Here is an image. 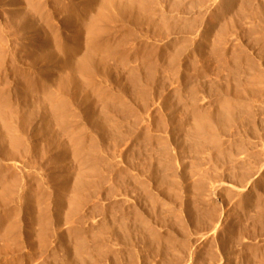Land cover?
<instances>
[{
	"label": "bare ground",
	"instance_id": "obj_1",
	"mask_svg": "<svg viewBox=\"0 0 264 264\" xmlns=\"http://www.w3.org/2000/svg\"><path fill=\"white\" fill-rule=\"evenodd\" d=\"M57 1L54 2L56 3L55 10H57V13L64 12L65 14V25L63 24V27H61L60 24L58 25V21L55 20L51 11L45 13L42 12L44 14L40 17V19H44L43 22L45 29L43 27H38L35 23L36 21L33 18H28L29 16L26 18V16L19 14L20 17L17 18L19 19L17 22L20 21L24 26V29L22 30L25 32L21 30L22 34L23 32L24 34L26 33L25 37L27 39L32 38L34 42L40 44L39 49H37L38 47L35 48L37 49V52L35 50V57L41 62L40 64L45 70H50L53 67L56 75L50 76L51 78L42 74H38V76H16L17 80H19V94L22 102L27 103V106L25 107L27 109L26 112H24L25 108L20 110L18 107V109L13 107L11 99L6 92V86L2 87L0 85V152H3L2 154L0 153V206L3 208H9V206L15 202H24L26 204L28 208L26 239L32 251L31 257L27 260L15 258L21 255V248H23L25 241L21 239V229L19 222H17L16 219V215L19 213V210L14 209L13 211H8L6 214L4 213L0 217V229L3 230L5 239L8 240V243L6 242L8 245H5L6 247L4 246V248L0 249V255L6 253V256L14 257L15 264H31L39 254L44 257L40 264H88V258L99 260L103 259L105 256L107 257L109 252L106 253V247L108 246L105 245L106 242L104 243L103 240L105 233L107 230L111 229V231H113L112 233L114 235L116 234L117 237L119 236V232L115 230V227L112 230L113 226L110 229V226H108L99 228L96 232H92L93 234L91 237L99 244L95 250L96 252H94L95 254L93 252L91 253L89 251L88 241L83 230V225L86 222L87 217H85L82 213L92 199L100 198L98 203L93 206V209L89 214L96 218L97 216H102L104 217L103 219H105L108 218V216H111L114 212L112 217L115 219L114 215L116 217V210L113 208L116 207H112L110 204L113 198L118 199L117 197L120 194L117 195L118 193L116 192L119 191L118 186L121 185L122 187V184L124 187H127V191L125 190L126 196L124 197L125 194L120 195L125 198V202H120L115 199V203L117 201V209L119 208L120 210L122 208L121 212L123 213L121 216L123 215L124 218L129 216V214H125V209H123L126 203L128 205V203L130 204L132 201V198H129V194L133 195L135 192H138L139 194L135 197V201H137V203H135L138 204L142 200H146L149 201V204L153 209L158 207V203L161 204L162 202L158 199V195H156L159 194L157 191H166V194L170 193V195H173L174 193V197L178 198L179 189L182 187L181 184L184 181L182 182V179H180L182 183L179 184L180 181H177L178 177L174 179V176H177L178 173H175L176 175L174 174L172 165V170H169L170 172L163 173L161 164L163 161L161 159L163 155L166 157L171 156V150L169 151V147H171L172 144L170 143L169 137L165 138L163 136L167 129L166 125H168L169 121L172 125H174L175 130L181 128L185 131L184 136L187 146L186 144L184 145L187 149H189L188 151L185 149L187 152L190 151L191 153H200L207 148L210 149V147L214 150H212V154L210 155L213 159L211 160L215 162L214 169L216 171H213L212 169L211 171L208 170L198 173L196 170H192L193 168H191V173L187 171L190 175H198L197 177L199 178H196L197 180L195 179L196 181H193L194 183L191 187L193 190H196V192H201L200 196H203V198L201 197L203 201L206 200L207 203H213V201L221 195V191L226 186L236 187L237 185H240L241 188L238 186L239 190L235 192L237 195V193L241 194L243 185L244 187H248L249 185L255 187L262 181V179H264V174L260 175L261 168L264 166V137L260 139V146L257 144L254 147L252 146L253 148L251 147V149H249L250 146L248 145V148L244 146L237 149L239 153L245 154L244 160L248 158L250 161L248 162L247 160L249 164L245 162L246 160L244 161L245 163H239L240 165L237 163L239 166H235L236 164L231 165L233 156L221 147L213 146L211 142V138L216 137L221 130H231L232 123H238L235 122V120L237 118V112L240 108H242L245 115H250L245 112L248 109L249 101L246 102V107L243 106V108L240 104L232 105L228 102V100H224L227 97L224 98L223 96L231 95L233 97L235 95L238 97V100H246L244 96L247 93L252 95L264 93V77L261 76L262 73H260V76H257V82H253L254 85H256L255 90H249L251 85L248 87L237 78V75L241 72L240 70L243 69V65H240L242 58L240 59V57H238V53L244 56L243 58L248 61L250 68L254 65L251 60L252 58L250 59L248 56L244 55V49H240V51L233 50L236 54L230 58V60H232V63L230 64L229 55L225 53L220 54L217 46L222 43L225 44V41L227 40L226 34H230L229 32H231L233 28H237V25L239 27L243 23L242 21L244 19H251L250 21H255V18L257 20L261 17V13L263 11L261 12V10H259L252 13L248 12L251 14L248 16L246 15V11L238 8V0H194V2L192 1L193 3L189 5L187 4L188 7H183L184 9H187L186 12H184L192 14L195 9H200L201 17L185 19V17H178L173 13L171 14L169 12L158 11L157 6L159 5L157 4H160L158 3V0H83L82 6L75 8L73 5L74 9L68 4L60 6V3ZM43 2L44 1H42V3ZM46 4L47 3H45V5ZM28 5L32 12L36 14L37 12L42 11L41 8H43V4L41 5L39 0H37V2L36 0H28ZM160 5L163 6V4ZM173 5L175 8L180 9L182 6V0H175ZM214 6H217L218 9L212 19L214 22H208V24L207 22L204 23L205 16H202V13H205L204 11L206 10V12H210L211 8ZM171 7L172 6H170V8ZM232 9H235V11L237 9V13L235 12L234 14L235 16L233 15L234 12ZM22 11L25 12V10ZM176 11H178V9ZM231 11L233 12L230 16L231 18H226L224 22L222 19H225L226 15L229 16V12ZM167 13H169L170 16H168ZM55 14L56 11L54 15ZM221 21H223L222 25H219ZM253 21L251 24H255ZM238 22H241V24ZM200 24H202V28H200ZM215 24H218V28L216 27L218 32L215 33V39H213L214 44H211L212 42L209 43L210 46L212 45V47L209 48L207 47V45H209L207 43L210 41V35L213 36L210 32L213 31L216 26ZM117 27L120 28L119 31L121 33L126 32L124 33V36L127 35L128 38L114 39L116 36H113L112 32ZM138 27L143 28L142 30H145L144 28H146V30L150 31V33L153 32V38L151 36L149 37V35L143 36V42L145 44L142 45V52H139V54H142L143 57L144 62L142 61V63L146 71V73L144 72L145 76H142L139 69H131L125 81H123L125 83L120 84V93L113 92L111 91L112 89L108 88V84H104V81L108 83L111 80L110 76H106L107 63L110 59L116 58L124 46H127L126 44L129 43L130 40L135 39L134 37L131 39V32L135 31V28L137 30ZM252 27H254V25ZM65 30L70 33L69 37L64 36L63 31ZM45 31L48 33V39H46V36L44 37L46 34ZM255 31V28L249 30V32H247L248 36H251ZM233 36H235L234 38L239 41L242 38L241 35H239L240 37L237 36V33ZM233 36L231 37L233 38ZM198 38L201 41L200 43L204 45L202 47V54L200 53L202 59L207 54H211L216 57L222 65H229V76H227V79H231V81L233 80L235 82L234 87L230 86L231 83H229L226 87H218V85L213 84L210 88H208H215L217 93L220 92L223 95V99H219V106L217 105L219 107L218 110L216 109L218 111L217 114H213L209 109H206L204 104L207 99L205 96L202 99L198 98V94L200 95L205 93L206 89L203 93H200V91H202L199 87L200 85L196 86L193 83L192 84L194 86L192 84L190 85L182 82L183 84H181V86L183 88L179 91L175 89H179L178 87L180 86L177 85L178 87H173L175 88L172 89V91L174 90L173 94H177V96L174 94L177 97V101H175L176 104L173 102L175 99V97H172L174 96L173 94L166 95V93L162 94L159 92L160 94L158 96L152 97V85H154L157 81L158 63H160V60L166 57V59H168L167 69L174 72V68H177L180 58L182 57L181 55H183L182 53L189 45L195 43ZM153 39L158 41L157 43L165 42V47L160 48L161 44H159L158 48L157 46H154L156 43L154 45L149 44V41L151 40L152 42ZM28 43L30 45V42ZM236 43L239 42L237 41ZM255 43H258V41L255 40ZM49 48H54V51L52 52ZM205 49L210 51L207 53ZM80 50L83 51V54H79V56L73 60L70 55H74ZM166 51L171 52L169 54ZM261 53L264 54V49L261 50ZM67 55H69L70 58L67 59ZM37 59H35V61ZM195 64L196 62L193 61V59H190V66H195ZM245 67H248V64ZM256 71L257 68H255L254 65L249 73H255ZM176 72L174 73L176 74ZM98 75H101V78ZM188 75L189 73L183 77H190ZM176 77L177 76H172L171 78H174L175 80ZM180 77L178 82L180 81ZM97 79H99L98 81L103 82H97ZM189 81L190 80H187L188 83ZM169 82H171V80H169ZM250 82L252 83L251 80ZM169 84L170 83L166 84L164 87ZM104 85L107 86V88ZM160 88L163 89V86ZM162 91H164V89ZM182 91L184 93H188V96L191 95V98H189L190 101H185L186 99H184V97L186 95L182 97ZM31 95H34L37 99H32ZM90 96L93 98V103H89L88 101ZM30 98L34 100V103L31 100V102H29ZM158 99H161L159 106L160 109H155L154 111L152 110L154 113L152 118L154 120L151 122L154 125H151L149 122V125L153 126L159 133L156 138V135H154L155 133L152 129H150L151 127H148L149 125L147 126L148 122L145 117H151L149 114L147 115L146 112L152 105L154 107L159 104V101H157ZM250 99L252 100V98ZM132 101H136L137 106ZM97 103L101 105L98 109L95 106ZM165 110L168 113H173L171 115V120L169 119L168 122L165 116L166 113H163ZM179 110H182V115L184 114L186 116L187 113L186 118H189L188 120H185L184 125L183 120H181L182 115L181 119L178 118L181 113H179L177 117L174 115L175 112ZM78 116L80 120H86V125L83 126L79 124L80 121L78 122ZM35 120H38V124H36L30 134H27L26 128L29 127L31 123L33 124ZM145 122H147L145 124L147 128L144 127V125L142 128L141 125ZM87 124L90 125L93 131H90ZM187 124L188 127L186 128L185 126ZM228 130L227 132L229 133L230 131ZM221 136L223 135L221 134ZM259 137L260 136H258V138ZM172 139H174V137ZM124 141H129V143H133V145L134 143L138 145L137 143L139 142V146L142 145L143 148L144 146L147 147L148 145H151V149H153L151 152H153L155 156L158 154L156 159L151 156L152 153H150L149 150L148 153L151 155L149 157L147 156V158L149 159L152 157L153 159L151 158L149 161L146 159L148 163L145 165H149V167L146 168L144 166L146 168L145 170L150 172L152 183L146 184V178L143 179L146 171L144 169L141 170L137 165L133 168L134 165L132 166L129 164L127 170H117L116 165L113 164V162L115 163V159L112 161L113 157H111L112 159L109 158L110 154L108 155L106 151L104 152V150L107 149L106 147L105 149L104 146L107 144L106 142H108L111 151L110 149L108 150L112 153L110 156H116V152L113 153L114 150L117 151V147H119L120 144L122 145ZM135 147L136 146L134 145L132 148ZM138 149L137 151L140 152ZM145 149L146 148H144V150ZM131 150L132 149H130V152H132ZM144 150L142 149L143 152ZM142 151L139 155L142 154V156H145ZM135 152L133 151V154ZM105 153L108 155H106V158H104ZM28 156H31L35 160L38 159L37 162H39L40 159L42 163L39 164V162L38 167L35 160L33 164H27L28 162L23 161V159ZM123 157H120L119 159H123ZM134 157L136 158V156ZM238 158L240 160V156ZM69 159L73 161L74 169L67 164ZM128 159L129 158H127V161H129ZM146 160L144 159V161ZM234 160L233 162L235 163L237 159L235 161ZM220 161L223 162V167L227 168L223 169L225 171H229V173L226 174L228 177L220 176L214 173L218 172L217 169L220 165ZM261 163H263L262 167L260 166ZM139 164H143V162ZM105 167L109 169L112 175L114 174L116 176V183L111 186L110 189L108 187V191L105 190V184L108 183L107 180L110 176L107 177L108 174H106L103 170ZM39 172L43 175L42 177L37 178L39 175L37 177L32 176H36ZM44 173L47 174L44 175ZM183 173L181 178L187 177L188 173L185 171L186 174L184 177ZM27 175L29 176L28 178ZM180 175L181 174H179V176ZM190 175L188 176L190 177ZM44 176L47 177L45 178ZM45 184H49L50 186L46 185L48 187H45ZM51 186L55 189V198L53 196L54 193H49V188H52ZM120 196L119 198L123 199ZM105 203L107 205H105ZM53 205H55V208ZM216 210L214 209L211 211L210 209L211 212H209V215L212 218L219 216L217 215ZM117 213H120V211ZM194 214L191 215V217L194 218ZM218 218V221L216 220L218 224L223 222L222 216H219ZM136 220L138 222V226L135 228L138 233L142 234L144 237H146L145 234L149 232L152 233L153 230L149 228L148 224L145 222L146 219L144 221V216L141 212H137ZM119 221L122 222L120 219ZM64 224L69 225L67 232H64L61 229ZM54 225H56V227L54 228L53 233L52 227ZM36 227H38L39 230ZM124 229L125 237L128 239L132 235V230L125 224ZM53 234L57 237V241L59 240L60 245L59 247L51 249V246H53L51 245ZM69 238H73L75 240V247L73 250L67 249ZM60 248H63L67 252V255L70 253L69 256H72L74 263H71L72 260H70V262L64 259L60 261V259H62L58 256L61 252ZM91 254H93V256H91Z\"/></svg>",
	"mask_w": 264,
	"mask_h": 264
},
{
	"label": "rangeland",
	"instance_id": "obj_2",
	"mask_svg": "<svg viewBox=\"0 0 264 264\" xmlns=\"http://www.w3.org/2000/svg\"><path fill=\"white\" fill-rule=\"evenodd\" d=\"M42 1H44V2L42 3ZM56 1L57 0H39L41 5L43 4L44 6L42 5V7H43V8H41L42 11H39L40 13L37 12V14H36V13L32 12L31 8L29 7L28 0H19V1L18 0H0V85L2 87L6 86V92L8 93V95L11 99V104L16 109L19 108L20 110H23V108H25L27 106L26 102L25 103L22 102L21 96L19 94L20 85L18 84L19 80H17L16 76H27V75L28 76H38V74H42V75L50 77V76L56 75L55 71L53 70V67L50 70H45L43 68V66L40 64L41 62L38 61V59L35 57V55H34L35 50L37 52V49H39L40 44L34 42V40H32V38L27 39L25 37L26 33L24 34L25 31L22 30V29H24L23 28L24 26L22 25L23 23H21L20 21L17 22V20H19L17 18L20 17L21 14L23 16H26V18H27V16H29L28 18H30V19L33 18L36 21L35 23L38 25V27L44 28V22H43L44 19H42V18L40 19V17H42V15L45 12L51 11L53 13V16L55 17V20L58 21L57 22L58 25L60 24V26L63 27L65 25L64 24L65 23V14H64V12L57 13V10H55L56 3H54ZM82 1L83 0H58L57 2L60 3L59 4L60 6H62V5L64 6V5L68 4V5H71L74 9V6H75V8H78L79 6L81 7L83 4ZM173 1L175 2V0H158V3L163 4V6L160 4H157V5H159V6H157V10L160 12L164 11V12H169L171 14L173 13L174 15L176 14L178 17H182V18L185 17V19L186 18L194 19L197 17H201L200 9H195V11L192 14L185 13L187 10V9H184V8H186L185 6L188 7V5L193 3L194 0H182V6L181 7L182 8L184 7L183 9L181 7H180V9L175 8L173 5L174 4ZM36 2H37V0H36ZM80 2H81V4H80ZM237 2L239 4L238 8L239 9L241 8L244 11H246L247 12L246 15H248V16L251 15V14H249L250 12L252 13L255 11H259V10H261V12L262 11L263 12L261 13V17H259L257 20H256V18L254 19L255 21L252 20L253 23L255 22V24H251L252 23V21H250L251 19H244L245 22L243 20L242 24H241V22H238L241 25L239 24L240 25L239 27L237 25V28L235 27L236 29L233 28L232 31L230 30L231 31V32H229L230 34H228V33L226 34L227 40L225 39L226 40L225 44L222 43V44L217 45L218 46V52L220 54L225 53V54L229 55L228 57L230 60V58L234 54H236V52H233V50H237V51L239 50L240 51V49H242V50L244 49L243 50L244 55L248 56L250 59L252 58L251 60L254 63L255 68H257V71L255 73L254 72L249 73L254 65H252L250 68L248 61L243 58L244 57L243 55L238 53L239 54L238 57H240V59L241 58L243 59V60L241 59L242 62L240 64V65H243V69L240 70L241 72L239 75H237V78L240 79L248 87L251 85L249 87V90H255L256 85H254L253 82H257V80H258L257 76H260V73H262L261 76L264 77V54L261 53V50L264 49V46H263L264 45V19H263L264 18V0H238ZM45 3H47V4L45 5ZM76 5H77V7H76ZM170 6H172V7L170 8ZM19 9H21V10H19ZM177 9H178V11H176ZM22 10H25V12ZM165 10H167V11H165ZM252 10H254V11H252ZM20 11H21V13H20ZM55 11H56V14L54 15ZM206 11H204L205 13H202V16L203 15L205 16L204 17V23L207 22V24H208V22H214L212 19L218 11L217 6L212 7L210 12H206ZM232 11L229 12V16L226 15L225 19H222V20H224V22H225L226 18L227 19L231 18L230 16L232 13H233V15L235 14V12L237 13V9H236V11H235V9H232ZM30 12H31V14H30ZM42 12H44V13H42ZM169 13H167L168 16H170ZM187 15H189V16H187ZM35 17H37V18H35ZM246 18H251V17H246ZM185 19H183V20H185ZM205 19H206V21H205ZM259 19H261V20H259ZM63 20H64V22H63ZM222 22L223 21H221V23L219 25H222ZM19 23H20V25H19ZM253 25H254V27H252ZM200 26L199 27L202 28V24H200ZM216 27L218 28V24L214 27L213 31L210 32V33H212L213 36L210 35L211 38L207 44H209L211 42H212L211 44H214L213 39H215V35H216L215 33L218 32V30H216L217 29ZM203 28H204V26H203ZM252 28L253 29L255 28L256 31L254 33H252L251 36L250 35L248 36L247 32H249V30H251ZM142 29L143 28L138 27L136 30V28H135V31H132L133 33L131 32L132 38L130 37L131 39H133V37L135 39L130 40L129 43L126 44L127 46H124L125 49L123 48L122 51L120 52V54H118L116 56V58L110 59V61H108V63H107V68H106L107 75L106 76H110L111 80L108 83L106 81H104V84L105 83H106V85L108 84L107 85V86H109L108 88L112 89L111 91H113V92L120 93V90H121L120 84L125 83L123 81H125L126 77L128 76L129 72L131 71V69H139L142 73V76H145L144 72L146 73V71H145V67L142 63L143 57H142V54L141 55L139 54V52H142V49H143L142 45L145 44L143 42V36L149 35V37L151 36L153 38V36H152L153 32L150 33V31H147L146 28H144L146 31L142 30ZM21 30L24 31L23 34H22ZM119 30H120L119 27H117L113 30L112 34H113V36H116L114 39L128 38L127 35L124 36V33H126V32L121 33ZM146 32L149 34H147ZM45 33L46 34L44 35V37L46 36V39H48V37H49L48 33L46 31H45ZM134 33H135V35H134ZM236 33H237V36L241 35L242 40L239 38L241 42L234 38L236 35L235 36H233V35ZM63 34L65 37H69V35H70V33L67 30L63 31ZM231 36H233V38ZM24 38H26V39H24ZM152 38H151V40H152ZM26 40H28V41H26ZM151 40L149 41V44L154 45L156 43L154 46L158 47V45L161 44L160 48L165 47V44H166L165 42L157 43L158 41H156L155 39H153V41H155V42H153V41L151 42ZM255 40H257L259 44L255 43ZM197 41L195 43H193L192 45H189L188 48L182 53L183 54V55H181L182 57L180 56L181 58H180V61L177 65V68H174L175 69L174 72L177 71L176 74L172 70L170 71L167 69L168 68V65H167L168 59H166V57L163 58L162 60H160V63H158L157 81L155 82L154 85H152V87H153L152 97L158 96L160 93H162V94L166 93V95L167 94H173L174 90L172 91V89H175L178 86H180V87H178L179 89L176 88L175 90H178V91L182 90V88H183L181 86V84H183L182 82L190 84V85L193 83L196 86L200 85L199 87L202 90V91H200L199 90L200 88L198 89L200 91V93H203L204 90L206 89L205 91L208 93L205 92V93L200 94V95L198 94V98L202 99L205 96V98L207 99L206 103L204 104L206 106V109L207 110L209 109L213 114H217L218 113L217 110L219 108L218 107L219 101L221 99H223L222 98L223 95L220 92L217 93L215 88H211V89H208V88H210L211 85H213V84L218 85V87L219 86L226 87V85H229V83H231L230 86L234 87L235 82L233 80L231 81V79L230 80L227 79V76H229L228 75V69L230 68L229 65H227V64L222 65L221 63H219L218 59L216 57L212 56L211 54H207L204 57L205 59L204 58L202 59L201 54H202V50H203L202 47L204 45H202V43H200L201 41L199 40V38L197 39ZM237 41L239 43H236ZM28 42H30L31 46L29 45ZM238 45H239V47H238ZM207 47L210 48V47H212V45L210 46V44H209V45H207ZM35 48H37V49H35ZM209 48H207V49H209ZM207 49H205V50L208 53V51H210V50H207ZM33 50H34V52H33ZM50 50L53 52L54 48H51ZM84 50H85V48H84ZM166 52L170 54L171 51H166ZM260 53H261V55H260ZM79 54H83V51L80 50L74 55L71 54L70 57L73 60H75V58H77L79 56ZM33 57H34V60H33ZM66 57H67V59L70 58L69 55H67ZM35 59H37V60L35 61ZM96 59H98V58H96ZM190 59H193V61L196 62L195 66H192V67L190 66ZM231 63H232V60H230V64ZM247 64H248V67H245V66H247ZM258 70H259V72H258ZM188 73H189L188 76H190L191 78L190 77L184 78L183 76H186V74H188ZM98 76L100 77L101 75H98ZM172 76H177L178 78L176 77L177 79L175 78V80H174V78H171ZM180 76H182V77H180ZM179 77H180V81L182 80L181 83H180V81L178 82ZM187 78H190V79H187ZM186 79L190 80L189 83L187 82ZM98 80L99 79H97L96 81L97 82H103V81H98ZM169 80H171V82H169ZM172 80H173V82H172ZM250 80L252 81V83L250 82ZM166 81L170 84L168 86L164 87L166 84H168ZM161 84H163V85H161ZM107 86H105V87L107 88ZM158 86H160V87L163 86L164 91H162L163 89H161ZM173 87H175V88H173ZM185 93L184 92L182 93V97H184L186 95L184 97V99H186L185 101H190L189 98H191V95L188 96L187 95L188 93H186V94ZM174 94L177 96L176 93H174ZM175 95L172 96V97H175V99H176L175 100L174 98H172V99H174L173 100L174 104H176L175 101H177V97ZM91 97L92 96H90L88 98L89 103L90 102L93 103V100H92L93 98H91ZM223 97L224 98L227 97L224 100H228V102L231 103L232 105H235V104L239 105L240 104V106H242V107L243 106L246 107L245 106L246 102L249 101L248 102L249 103L248 109L245 112L250 114V115H247V114L245 115L243 113L244 111L242 110V108H240V110H242V111L239 110L237 112V118L235 120V122H238V123L235 124L233 122L234 126L232 123L231 130L227 129L228 131H230L229 133L227 132V130L223 129L220 132L223 136H221V134L219 133L217 135L218 138H217V136L212 137L211 138L212 145L216 146V147H221L223 150H226L229 154H231L233 156V159L231 161V163H232L231 165L236 164L235 166H237L239 163H245V162L248 163V162H250L249 159L247 158V159H245L246 160L245 161L244 160L245 154L239 153L237 151V149H239L240 147H244V146L246 148H248L250 146L249 149H251L252 146L254 147L257 144L259 146L261 145L260 139L264 137V93L263 94L262 93L257 94V95H252L250 93H247L244 96L246 98V100H244V99L238 100V97H236L235 95L233 97L231 95L230 96L227 95V96H223ZM31 98L34 100L37 99L34 97V95ZM31 98L29 99V102L32 101L34 103V100H32ZM250 98H252V100ZM247 99H249V100H247ZM157 101H159L158 102L159 104L157 106L155 105L153 107V105H152L147 110L146 114L147 115L149 114L151 117L145 115V116H147V118L145 117V119L148 123L145 122L144 124H142L141 125L142 128H143V125H144V127L147 128V126L150 123H151V125H154L151 122L154 120L152 118L154 116L153 111L155 109H157V110L160 109L159 106H160L161 99H158ZM133 103L137 106L136 101H134ZM30 104H32V103H30ZM95 106L98 109V108H100L101 105L99 103H97V104H95ZM26 110L27 109L25 108L24 112H26ZM163 113L164 114L166 113L165 116L167 119L165 118V116H164V118L167 120V122L169 119L171 120V118H172L171 115L173 113L170 112L171 113L170 114L166 110L163 111ZM179 113H181V114H179ZM182 113H183L182 110H179V111H176L174 115H176V117H177L179 114L178 118L181 119ZM241 113H243V114H241ZM241 116H243V117H241ZM186 117H187V113H186V116L184 114L182 115L181 120H183V125L185 124V120L189 119ZM244 117L247 119H245ZM78 119L77 120H78V122L80 121L79 122L80 125H83V126L86 125V120H84V119L80 120L79 116H78ZM243 119H244V121H243ZM38 120H35L34 121L35 123L34 122H33V124L31 123L29 125V127L26 128L27 134H30L32 129L35 128L36 124H38ZM248 120H250V121H248ZM240 121H242V122H240ZM146 123H147V126L145 125ZM87 126L89 127L90 131H93V129L90 127V125L87 124ZM148 127H151L150 129L153 130V132L155 133V134L154 133L153 134L156 135V138H157V135H159L158 131H156L153 126L149 125ZM166 127H167V129H166L167 132L165 131L163 136L165 138L169 137L170 143L172 145H171V147H169V151L171 150V153H170L171 156H167L168 160H167V157L165 155H163L161 158L163 160L162 161L163 163L161 162L162 172L163 173L170 172L172 170L171 167L173 166L174 174L178 173L177 176H174V179H176V177H178L179 180L177 179V181H180L179 184H181L184 181L181 184L182 187L180 185L181 188L179 189V192H178V198L174 197L175 196L174 193H173V195H170V193L166 194L167 193L166 191L163 192L160 190V191H157V193H159V194H156V191H155V194L158 195L157 196L158 199L161 200L162 202H161V204L158 203L157 208L153 209L151 207V205L149 204V201H146V200L145 201L142 200L143 202L142 201L139 202L138 203L139 205L136 204L137 201H135V197L137 194H139L138 192H135L133 195L129 194V196H130L129 198H132L131 202H133V201L134 202L133 203L130 202V204L128 203L129 206L126 203V205H125L126 207L124 206L123 209H125V214H127V215L129 214V216H130V217L125 216L126 218H124L123 215L121 216V214L123 213V212H121L122 208L120 210H119V208L117 209V206H116L117 201L115 203L116 198H113L112 199L113 203L111 201L110 205H112V207L113 206L116 207V208H113L116 210V217L114 215L115 219H113V217H112V215L114 214V212H113V214L111 216H108V218H105L106 220L103 219L104 217H102V216H100V217L97 216V218H96V217H92L89 214L92 211L93 206L98 203L100 198L99 199L98 198L92 199L91 202L89 203V205L87 207H85L84 212L82 213L85 217H87L86 218L87 220L83 225V230H84L85 236H86L87 241H88L89 251L91 253L96 252L95 250L98 247L97 245L99 243H97L95 240H93L91 235L93 234L92 232H96L99 228L110 226L109 227V229H110L113 226L112 230L115 227V230L119 232V236L116 237V234L114 235L112 233L113 231H111V229L107 230V232L105 233V236L103 238L104 243L106 242L105 245L110 248L109 249L108 247H106L107 248L106 253L109 252L107 254V257L105 256L103 259H99V260H94V259L88 258V260H87L88 264H92V262H93V264H97V263L98 264H101V263L102 264H264V179H262V181H261L262 183L260 182L255 187H253L251 185H249L248 187H244V185H243V189H242L241 194L237 193V195H236V193H235L239 190V188H241L240 185H237L236 187H232V186L227 187L226 186L221 191V193H220L221 195H219V197H217V199H215L213 201V203H207L206 200L203 201V199H202L203 196H200L201 192L200 193L196 192V190H193L191 187V185L194 183L193 181L199 177H197L198 175H190V173L192 172V170H196L198 173H200V172L202 173L203 171L205 172L208 170L211 171L212 169H213V171H216L214 169L215 162L212 161L213 159L210 155V154H212L213 149L210 147V149L207 148L208 150L206 149L200 153H191L190 151H189L190 152L189 153V152H187L189 149H187V147H185V145H184V144H186L185 136H184L185 131H183V129H181V128L176 129L177 130L176 131L174 125H172V123L170 121L168 122V125H166ZM185 127L187 128L188 124ZM186 128H185V130H186ZM252 130H253V132H252ZM182 135H183V137H182ZM261 135H262V137H261ZM258 136H260V137L258 138ZM173 137H174V139H172ZM215 138H217V139H215ZM106 143L107 144H105L104 148L106 147L107 149L105 148L106 150H104V152L106 151L108 153V155L109 154L112 155V153L109 152V150H108V149H110L109 145H108L109 143L108 142H106ZM137 144L138 145H136L134 143V145L137 147V148L135 147L136 148V150H135V148H132L134 146L133 143H129V141L128 142L124 141L122 143V145L120 144L121 146L119 145V147H117V151L114 150L113 153L116 152L115 153L116 156H110L109 155V158L113 157V159L111 158L112 161L115 159L114 161L116 164L114 162H113V164L116 165L117 170H119V169H120V171L127 170L129 164L132 166L134 165L133 168H135V166L137 165L138 167H140L141 170H143V169L145 170L147 167H149V165L148 166L145 165L148 163L149 159L151 160L152 157L157 159L158 154L155 156V154L153 152H151L153 150V149H151V145H148L147 147L144 146V148H146L144 150L142 145L139 146L140 145L139 142ZM123 146H124V148H123ZM149 146H150V148H149ZM169 146H170V144H169ZM186 146H187V144H186ZM127 147H129V148H127ZM140 148H141V150H140ZM177 148H179V149H177ZM128 149H129V151H128ZM130 149H132L131 150L132 152H130ZM137 149L140 152L143 149L144 152L142 151V153H144L145 156H142V154H140L141 155L140 156L139 155L140 152H138ZM174 149H175V151H174ZM149 150H150V153H152V155L150 153H148ZM110 151H111V149H110ZM133 151L134 152L137 151L138 153L135 152L137 155L135 153L133 154ZM117 152L119 153V155ZM146 152L148 153V155ZM107 153H105L104 158H106L108 156ZM120 154H121V156H120ZM153 154H154V156H153ZM150 155L152 157L148 159L147 156L149 157ZM117 156H120L121 158L124 156L125 158L123 157V159H119L120 157H117ZM134 156H136V158ZM237 156L238 157L240 156V160ZM127 158H129L128 159L129 161H127ZM158 158H160V157H158ZM234 158H235V160L237 159L238 161L236 160L237 161L236 162L234 160ZM24 159H23V161L28 162L27 164H31V163L33 164L35 161H36L35 163H37V164L39 162H40L39 164L42 163V161L40 159H39V162H37L38 159L35 160L31 156L30 157L28 156L27 158H24ZM144 159L145 160L148 159V161L147 160L144 161ZM131 160L133 163L131 162ZM133 160L136 162V164ZM233 160L235 161V163L233 162ZM247 160H248V162H247ZM141 162H143V164H139ZM123 163H125V164H123ZM39 164L37 165V167L39 166ZM67 164L74 169L73 161H71L69 159L67 161ZM219 164H218L219 167L217 169L218 172H214V173H216L220 176L228 177V175H226V174H228L229 171H227V170L225 171L223 169V168H225V167H223L224 166L223 162L220 161ZM262 164L263 163H261V165H260L261 167H262ZM140 165L142 167L145 166L146 168L145 167L142 168ZM261 167H259V168H261ZM191 168H193V169L191 170ZM225 169H227V168H225ZM103 170L105 171L106 174H108L107 177L110 176L109 179L107 180L108 183L105 184V190L108 191L110 189V187L116 183L115 182L116 176L114 174L112 175L111 172L109 171V169H107L106 167ZM183 171H184V173H183ZM185 171H186V173L190 172L187 174V177H184L186 174ZM134 172L136 173L135 170H134ZM146 172H145V177H143V179L146 178V180H145L146 184H150V183H152L151 175H150L149 171L147 172V174H146ZM263 172H264V166L261 168L260 175H263L264 174ZM39 173L38 174L36 173L37 174L36 176L35 175H32V176L37 177L39 175L37 178L42 177L43 175L41 173L40 174ZM182 173L184 174L183 177L185 178V180H184V178H181ZM45 174H47V173H44V175ZM179 174H181V175L179 176ZM149 175H150V177H149ZM188 175H190V177ZM28 177L29 176L27 175V178ZM263 178H264V175H263ZM180 179H182V182ZM109 182H111V183H109ZM189 183H191V184H189ZM46 185L50 186L49 184H45V187H48ZM238 186H239V188H238ZM108 187H109V189H108ZM118 187H119L118 188L119 191L116 192V193H118L117 195H119V194L124 195L125 194L124 195V197H125L126 196L125 192L127 191V189H126L127 187L126 186L124 187L123 184H122V187H121V185ZM50 192H52V194L54 193L53 196L55 198L54 187L49 188V193ZM130 193H131V191H130ZM175 194H177V193H175ZM119 196L117 197L118 199H116V200H118L120 202H125V200H124L125 198L123 196H120L123 198V199H121V198H119ZM98 197H100V196H98ZM204 198H205V196H204ZM121 200H124V201H121ZM106 203H105V205H107ZM54 206L55 205H53V207ZM129 207H130V209H129ZM14 209L19 210V213L16 215V219L20 225L21 239L23 241H25L23 248H21V255L19 257L18 256L15 257V258L27 260L28 258L31 257L32 251H31V247L27 243V239H26V226H27V222H28L27 221V218H28L27 210H28V208H27L26 204L24 202H21V203L15 202V203H12L9 206V208H3L2 206H0V217L4 213L6 214L8 211H10V210L13 211ZM210 209H211V211L214 209L215 210L217 209L216 210L217 215L222 216L223 222L218 224L217 221L219 219L218 218L219 216L216 218H212L209 215V212H211ZM117 210H119L120 213H117V212H119ZM190 211L193 214L195 213L194 218L191 217V215H193V214ZM54 212H55V209H54ZM137 212H139V213L141 212V214L144 216V221L146 219L145 222L148 224L149 228H151L153 230L152 233L149 232L150 234L149 233L145 234L146 237H144L142 234H140L136 231L135 227L138 226L137 225L138 222L136 220ZM54 215H56V214H54ZM119 219L122 220V222L119 221ZM111 221H113V222H111ZM124 224L126 226H129V228H131V230H132V235L128 239H127V237H125V234H124V232H125L124 231L125 230ZM55 227H56V225H54L52 227V232H53ZM68 227H69L68 224H64L61 229L64 232L65 231L67 232ZM36 228L39 230L38 227H36ZM53 236L51 239V245H53V246H51V249L59 247V245H60L59 240L57 241V237L54 234H53ZM55 237H56V239H55ZM6 240L7 239H5V237H4L3 230L0 229V249L4 248L5 245L6 246L8 245V244H6V242L8 243V240L7 241ZM74 242H75V240L73 238L68 239V246H67L68 250L74 249V247H75ZM95 242H96V244H95ZM60 249H61V252L58 255L59 258H62V259H60V261H62L64 259V260H67L70 262V260H72L71 263L72 262L74 263L72 256H69L70 253L67 255V252L63 248H60ZM110 250H111V252H110ZM3 254H2L3 256L0 255V264H15V258L14 257L6 256V253H3ZM91 256H93V254H91ZM43 259H44V257L41 254H39L36 256V259L31 264H40L43 261ZM89 259H91V260H89ZM98 261H100V262H98Z\"/></svg>",
	"mask_w": 264,
	"mask_h": 264
}]
</instances>
